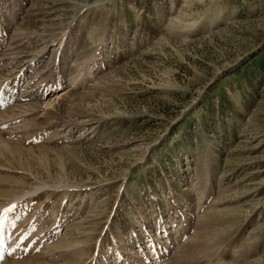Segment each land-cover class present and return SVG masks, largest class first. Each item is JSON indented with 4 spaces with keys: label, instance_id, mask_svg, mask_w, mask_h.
<instances>
[{
    "label": "rangeland",
    "instance_id": "rangeland-1",
    "mask_svg": "<svg viewBox=\"0 0 264 264\" xmlns=\"http://www.w3.org/2000/svg\"><path fill=\"white\" fill-rule=\"evenodd\" d=\"M0 264H264V0H0Z\"/></svg>",
    "mask_w": 264,
    "mask_h": 264
}]
</instances>
